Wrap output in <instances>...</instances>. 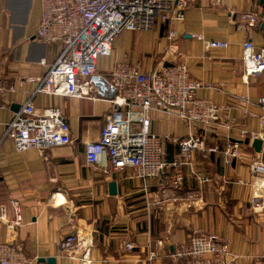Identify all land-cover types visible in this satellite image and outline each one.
Listing matches in <instances>:
<instances>
[{"label": "crops", "instance_id": "crops-1", "mask_svg": "<svg viewBox=\"0 0 264 264\" xmlns=\"http://www.w3.org/2000/svg\"><path fill=\"white\" fill-rule=\"evenodd\" d=\"M189 1L181 21L157 20L149 30L121 31L111 54L97 62L98 72L107 75L123 60L143 71L184 61L190 76L202 84L196 97L223 109L220 119L205 129L163 110L150 112L148 129L161 137L167 163L160 177L144 185L130 168L107 172L104 154L94 164L86 162L85 144L98 140L105 116L115 111L108 98L38 93L35 108H59L71 142L48 149L45 156L37 148L18 151L11 140L0 142V198L5 206L0 240L15 244L33 264H51L48 257L55 259L53 264H80L57 249L59 238L71 231L90 242L88 264H181L172 253L194 233L214 234L226 242L232 264H264V210L256 212L249 203L251 165L264 164L263 110L257 102L264 93L263 80L244 76L241 60L243 41L264 43L260 26H245L242 20L243 14L255 13L264 22V0H220L218 5ZM39 16L40 0H0V43L7 49L2 75L8 81L42 76L47 66L39 62L50 64L61 51V43L45 45L34 38ZM169 30L176 32L172 40ZM211 40L226 41L227 47L207 48L205 41ZM35 86L26 82L0 97V138ZM130 126L136 129L138 124ZM241 130L262 139L261 151L244 139L240 158L228 161L222 152L226 138L240 139ZM196 134L204 150L183 158L178 142ZM211 147L216 151L207 150ZM175 160L182 163L180 189L169 184ZM111 181L116 182L115 194L109 192ZM59 194L62 202H56ZM11 200L22 213V223L14 228L7 224L13 218Z\"/></svg>", "mask_w": 264, "mask_h": 264}, {"label": "built area", "instance_id": "built-area-1", "mask_svg": "<svg viewBox=\"0 0 264 264\" xmlns=\"http://www.w3.org/2000/svg\"><path fill=\"white\" fill-rule=\"evenodd\" d=\"M214 5L220 0H211ZM191 6L189 0H40L34 38L45 45L61 43L62 48L54 62L47 66L40 77H17L8 81L2 75L6 66L7 49L0 43V97L15 92L17 85L35 82L26 102L14 112L5 124L0 142L11 140L18 151L37 148L45 156L55 146L71 142L66 118L57 107L41 111L34 106L38 93L79 98H108L115 111L105 116L97 141L85 144V160L94 164L104 154L109 164L108 171L120 172L130 168L134 177L145 185L150 178H157L165 170L162 139L149 129L152 110L174 114L185 124L198 123L202 128L213 125L220 119L222 108L210 100L196 97L202 86L193 79L184 61L163 65L143 71L126 60L115 62L107 75L97 69L101 56L111 54L116 36L123 30H149L157 20L162 23L181 21ZM245 26L259 27L260 19L255 13L242 15ZM176 32L169 30L172 40ZM202 40L201 35L196 36ZM207 48H225L223 40L205 41ZM244 76H259L264 91V43L256 45L246 39L241 44ZM263 110L264 93L258 98ZM123 109V112L120 111ZM131 123H137L136 129ZM257 135L240 131V139L227 137L223 155L228 161L240 158V141L254 140ZM180 155L189 157L196 150H204L199 135H191L178 142ZM215 152L216 148H207ZM181 162H171L172 174L169 184L180 189L183 182ZM253 193L249 203L256 212L264 210V164L251 165ZM190 196V195H189ZM13 218L7 222L11 228L22 223L20 204L11 200ZM5 217V206L0 198V221ZM131 248V244H126ZM58 252L68 258L88 264L90 242L78 231L62 235L57 244ZM153 256V254H152ZM172 256L181 264H232L229 245L214 234L194 233L188 240L176 244ZM33 259L8 240H0V264H33Z\"/></svg>", "mask_w": 264, "mask_h": 264}, {"label": "water", "instance_id": "water-1", "mask_svg": "<svg viewBox=\"0 0 264 264\" xmlns=\"http://www.w3.org/2000/svg\"><path fill=\"white\" fill-rule=\"evenodd\" d=\"M260 28L264 32V22H262L260 24ZM262 143H263V141H262L261 138H255L254 140H252L251 146L253 147V149L256 152H260L261 151V147H262ZM108 186H109L110 194H115L116 193V182L115 181H111ZM38 261L43 262V261H45V258H39ZM46 261L48 263H51V264L55 263V259L53 257H48L46 259Z\"/></svg>", "mask_w": 264, "mask_h": 264}, {"label": "bare ground", "instance_id": "bare-ground-1", "mask_svg": "<svg viewBox=\"0 0 264 264\" xmlns=\"http://www.w3.org/2000/svg\"><path fill=\"white\" fill-rule=\"evenodd\" d=\"M63 200H64L63 196L59 194L57 196L56 202H62Z\"/></svg>", "mask_w": 264, "mask_h": 264}]
</instances>
